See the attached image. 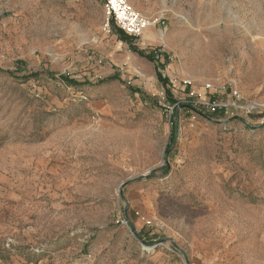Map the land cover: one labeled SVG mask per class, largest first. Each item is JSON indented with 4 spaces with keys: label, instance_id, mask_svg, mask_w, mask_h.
Masks as SVG:
<instances>
[{
    "label": "rangeland",
    "instance_id": "1",
    "mask_svg": "<svg viewBox=\"0 0 264 264\" xmlns=\"http://www.w3.org/2000/svg\"><path fill=\"white\" fill-rule=\"evenodd\" d=\"M127 1L0 0V264H264V0Z\"/></svg>",
    "mask_w": 264,
    "mask_h": 264
},
{
    "label": "built area",
    "instance_id": "2",
    "mask_svg": "<svg viewBox=\"0 0 264 264\" xmlns=\"http://www.w3.org/2000/svg\"><path fill=\"white\" fill-rule=\"evenodd\" d=\"M105 9L107 12L105 28L108 31L110 30V20L133 38H141L150 27L149 19L135 10L127 0H105ZM206 87H209V84ZM232 95L233 99L221 103L211 104L208 102L207 105L210 106L212 112L225 109L226 111L241 110L250 113L258 108V103L255 101L242 103L241 95L237 90Z\"/></svg>",
    "mask_w": 264,
    "mask_h": 264
},
{
    "label": "trees",
    "instance_id": "3",
    "mask_svg": "<svg viewBox=\"0 0 264 264\" xmlns=\"http://www.w3.org/2000/svg\"><path fill=\"white\" fill-rule=\"evenodd\" d=\"M112 23L114 24V26H115V22L114 21H112ZM117 32H118V34H119V36H120V39L121 40H123V41H128L129 40V36L122 30V29H120L119 27L117 28ZM140 54H142L141 52H139ZM143 55V54H142ZM177 108H176V113H177Z\"/></svg>",
    "mask_w": 264,
    "mask_h": 264
},
{
    "label": "crops",
    "instance_id": "4",
    "mask_svg": "<svg viewBox=\"0 0 264 264\" xmlns=\"http://www.w3.org/2000/svg\"><path fill=\"white\" fill-rule=\"evenodd\" d=\"M127 34V33H126ZM128 35V34H127ZM128 36H130V35H128ZM131 38H133L132 36H130Z\"/></svg>",
    "mask_w": 264,
    "mask_h": 264
}]
</instances>
